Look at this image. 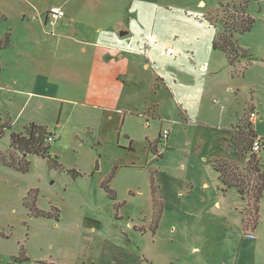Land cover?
Masks as SVG:
<instances>
[{
	"label": "rangeland",
	"instance_id": "obj_1",
	"mask_svg": "<svg viewBox=\"0 0 264 264\" xmlns=\"http://www.w3.org/2000/svg\"><path fill=\"white\" fill-rule=\"evenodd\" d=\"M245 4L253 60L230 64L213 40ZM32 122L61 165L0 161V264H264V196L246 230L213 166L247 164L238 126L264 140V0H0V151Z\"/></svg>",
	"mask_w": 264,
	"mask_h": 264
},
{
	"label": "trees",
	"instance_id": "obj_2",
	"mask_svg": "<svg viewBox=\"0 0 264 264\" xmlns=\"http://www.w3.org/2000/svg\"><path fill=\"white\" fill-rule=\"evenodd\" d=\"M242 20L240 23L230 26L224 25V32L213 40V48L215 50L223 51L229 58L230 64L242 62L243 59L253 60V57L248 55L247 51L241 48V45L234 38V33H245L253 28L254 18L248 14L247 4L241 9ZM5 126H2L0 135L3 133ZM252 123L247 124L246 127H237L232 131L231 144L234 153L241 160L249 153L247 164L241 168L238 161L227 159H216L213 166L220 173L221 183L225 188L235 187L242 198L248 201V207L244 215V226L248 230L251 227L256 229L258 219L260 216L259 208L260 201L264 196V161L259 153L252 150L253 142L258 134ZM52 133L46 126L37 124L36 122L30 123L26 126V134L13 132L11 135L10 150L19 151L23 157L19 158L11 153L9 156L0 151V161L2 164L18 171L26 172L29 170L30 161L27 158L28 154L36 153L43 157H49L56 166L61 164L57 158H53L50 152V143L48 136ZM109 192L113 193L112 189L107 187ZM29 195V194H28ZM26 204L31 205L26 200ZM35 206V201H33ZM36 215H49V212L42 211L36 206L34 207ZM20 259V258H19ZM26 259L21 257V260Z\"/></svg>",
	"mask_w": 264,
	"mask_h": 264
},
{
	"label": "built area",
	"instance_id": "obj_3",
	"mask_svg": "<svg viewBox=\"0 0 264 264\" xmlns=\"http://www.w3.org/2000/svg\"><path fill=\"white\" fill-rule=\"evenodd\" d=\"M44 15H45L47 22L55 24V23L61 21L62 19H64L66 16V13L64 11V8L59 7V6H53V7L49 8L44 13ZM259 119H260L259 113L253 109L251 114H250V120L255 123ZM55 136L56 135H53V133L50 134L48 136V140L49 141H55L57 139V136L56 137ZM168 136H169L168 130H165L163 132V134L161 135L162 139H167ZM263 146H264V144H263L262 138L258 136L254 139L252 150L255 151V153H259L262 150Z\"/></svg>",
	"mask_w": 264,
	"mask_h": 264
},
{
	"label": "crops",
	"instance_id": "obj_4",
	"mask_svg": "<svg viewBox=\"0 0 264 264\" xmlns=\"http://www.w3.org/2000/svg\"><path fill=\"white\" fill-rule=\"evenodd\" d=\"M59 7H62V6H59ZM63 8V7H62ZM43 16H44V21H45V24H48L49 22H47V20H46V18H45V15H44V13L42 14ZM65 18H66V16H65ZM62 19L61 21H60V23L61 24H65L66 23V19ZM257 122V121H256ZM259 136V135H258ZM259 137H261V136H259ZM262 138V141H263V144H264V140H263V137H261ZM220 174V173H219ZM221 180V179H220ZM220 183H221V181H220ZM222 184V183H221ZM223 185V184H222ZM238 192V191H237ZM238 195L240 196V194L238 193ZM241 197V196H240ZM242 198V197H241ZM242 199H245V200H247L246 198H242ZM247 207H248V201H247ZM245 211H246V208H245V210H244V212H243V214L245 215ZM244 215H243V217H242V223H243V225H244V222H243V219H244Z\"/></svg>",
	"mask_w": 264,
	"mask_h": 264
},
{
	"label": "water",
	"instance_id": "obj_5",
	"mask_svg": "<svg viewBox=\"0 0 264 264\" xmlns=\"http://www.w3.org/2000/svg\"><path fill=\"white\" fill-rule=\"evenodd\" d=\"M128 32L127 31H121V34H123V35H126Z\"/></svg>",
	"mask_w": 264,
	"mask_h": 264
}]
</instances>
